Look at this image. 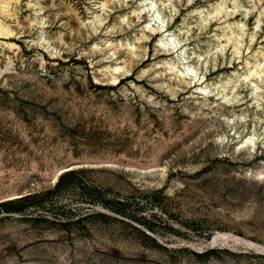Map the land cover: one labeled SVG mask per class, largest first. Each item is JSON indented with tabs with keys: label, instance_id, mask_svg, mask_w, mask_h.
<instances>
[{
	"label": "rangeland",
	"instance_id": "1",
	"mask_svg": "<svg viewBox=\"0 0 264 264\" xmlns=\"http://www.w3.org/2000/svg\"><path fill=\"white\" fill-rule=\"evenodd\" d=\"M11 13L0 264H264V0Z\"/></svg>",
	"mask_w": 264,
	"mask_h": 264
},
{
	"label": "bare ground",
	"instance_id": "2",
	"mask_svg": "<svg viewBox=\"0 0 264 264\" xmlns=\"http://www.w3.org/2000/svg\"><path fill=\"white\" fill-rule=\"evenodd\" d=\"M19 0H0V14L4 16V18L11 17L12 8L14 7L15 3H18ZM12 31L10 29V26H5L2 23H0V35H11ZM254 138L249 137L246 139V141L243 144H247L251 142ZM228 236H234V235H228L226 233H219L216 239H223L227 238ZM234 238L239 239V237L234 236ZM235 240V239H234Z\"/></svg>",
	"mask_w": 264,
	"mask_h": 264
}]
</instances>
